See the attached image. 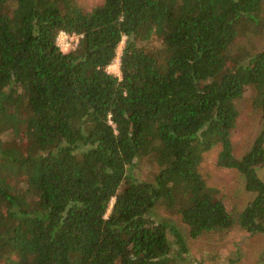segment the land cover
<instances>
[{"label":"trees","instance_id":"1","mask_svg":"<svg viewBox=\"0 0 264 264\" xmlns=\"http://www.w3.org/2000/svg\"><path fill=\"white\" fill-rule=\"evenodd\" d=\"M239 38L264 41V0H0V264H181L185 236L157 205L192 240L264 235V49ZM249 87L262 130L238 159ZM216 145L254 195L241 213L200 172Z\"/></svg>","mask_w":264,"mask_h":264},{"label":"rangeland","instance_id":"2","mask_svg":"<svg viewBox=\"0 0 264 264\" xmlns=\"http://www.w3.org/2000/svg\"><path fill=\"white\" fill-rule=\"evenodd\" d=\"M79 2L89 9L96 5L97 0H79ZM244 39H238V47L249 49L251 52L264 49L263 39L261 43L255 38L250 39V42ZM76 42L77 38L62 33L57 38V43L64 50L75 46ZM122 46L123 41L117 49V57L108 68V72L117 76H119V56ZM254 96L255 91L249 87L236 101L238 118L229 133L228 140L231 144L232 156L238 159L250 150L262 130V112L254 109ZM220 151L221 146L216 145L204 154L200 172L207 185L218 191V196L226 206L236 213H241L252 201L254 195L245 190L244 181L237 170L218 166ZM138 173H140V179L145 180L155 173V168L143 161L134 171V175ZM259 177L264 178V169L261 170ZM11 185L16 183L12 181ZM151 218L156 222L171 224L184 234L188 253L181 264H264V235L262 234L250 235L235 226L227 231L209 233L192 240L188 237L186 226L176 215L168 213L163 206L157 205L152 211Z\"/></svg>","mask_w":264,"mask_h":264},{"label":"built area","instance_id":"3","mask_svg":"<svg viewBox=\"0 0 264 264\" xmlns=\"http://www.w3.org/2000/svg\"><path fill=\"white\" fill-rule=\"evenodd\" d=\"M63 35H65L64 33H62ZM58 46H60L58 43H57Z\"/></svg>","mask_w":264,"mask_h":264}]
</instances>
